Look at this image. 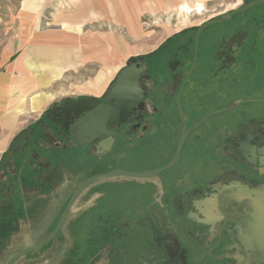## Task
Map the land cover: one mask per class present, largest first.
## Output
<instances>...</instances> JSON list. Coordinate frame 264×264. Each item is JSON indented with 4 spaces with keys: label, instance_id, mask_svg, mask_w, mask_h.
Wrapping results in <instances>:
<instances>
[{
    "label": "flooded vegetation",
    "instance_id": "flooded-vegetation-1",
    "mask_svg": "<svg viewBox=\"0 0 264 264\" xmlns=\"http://www.w3.org/2000/svg\"><path fill=\"white\" fill-rule=\"evenodd\" d=\"M197 27L193 37L184 39L186 41L176 51L174 61L162 65L163 68L170 67V79L166 74L155 73L153 64L147 60L134 59L126 63L125 66L131 63L146 65V71L139 77L144 90L142 106L124 108L127 112L123 120L127 121L116 128L115 125L108 127L114 131L113 144L108 152H98L94 146L104 138L102 135L94 140H89L88 136L82 138V145L72 138L78 118L71 120L64 111L85 96L63 99L49 106L30 129L17 134L0 156V181L7 183V190L10 191L26 171L39 172L42 168L49 179L54 174L56 162L85 165L90 174H84L86 176L81 179L116 166L122 168L120 164L127 160L134 165L133 171L161 167L176 151L185 124L187 134L174 166L157 176L143 178L147 195L129 194L128 202L116 205L115 211L127 217H139L141 224L147 227L145 234L165 237L162 242L147 247V260L132 257V262L253 264L255 255L260 254L258 241H262L258 238L255 223L261 215L259 209L264 207V193L258 191L264 185V112L256 111L257 105H254L264 104V36H242L235 41L229 38L230 41H225L226 48L219 51L215 50L219 48L216 44H221L219 40L226 36L208 35L210 26L206 27L198 37L195 64L186 79L193 60ZM209 44L212 51L205 50ZM201 70L207 76L205 80L209 78L218 83L223 80L222 83L228 82L229 87L231 82H239L244 92L225 106H213L215 96L223 99L225 91L221 87L214 95L205 89L203 79L198 77ZM193 77L198 80L191 85ZM113 81L115 75L111 83ZM109 85L100 95L90 97L111 109L114 107L112 101L103 100ZM214 87L220 85L215 83ZM177 96L182 117L176 103ZM240 101L244 102L235 108L216 112ZM222 114L226 116H220ZM61 151L66 154H59ZM65 205L48 232L55 228ZM72 206L57 235L78 230L64 228ZM87 212L86 207L84 213ZM41 215L42 212L38 213L36 219ZM122 218L119 217V221ZM119 223L122 228L128 226H124V220ZM87 224L82 231L90 230ZM167 236L175 237L174 241L169 242ZM58 248L54 246L57 252ZM83 254L84 259H98L99 256L98 252L92 256L86 249ZM68 256V262L74 261L71 251Z\"/></svg>",
    "mask_w": 264,
    "mask_h": 264
},
{
    "label": "crops",
    "instance_id": "crops-1",
    "mask_svg": "<svg viewBox=\"0 0 264 264\" xmlns=\"http://www.w3.org/2000/svg\"><path fill=\"white\" fill-rule=\"evenodd\" d=\"M219 1L234 9L250 0H1L3 32L14 29L16 37L0 36V112L7 117L1 113L0 156L17 134L63 100L46 102L60 83L66 91L82 93L72 97L98 96L134 59L166 74L162 65L168 62L157 50L186 37L206 21L200 19L202 10ZM5 92L15 93V99ZM85 260L53 263L108 264Z\"/></svg>",
    "mask_w": 264,
    "mask_h": 264
},
{
    "label": "rangeland",
    "instance_id": "rangeland-1",
    "mask_svg": "<svg viewBox=\"0 0 264 264\" xmlns=\"http://www.w3.org/2000/svg\"><path fill=\"white\" fill-rule=\"evenodd\" d=\"M228 9H230V6L222 3V1L216 2L214 6L207 7L204 10H202L200 5L196 8L197 12L202 10L201 20H209L231 10ZM189 10L186 14L191 13L192 9ZM226 28H229L230 31H225ZM194 30L187 32L186 37H193ZM13 32H15L14 29H9L7 35L6 32H3L0 15V36L6 35L15 38L16 34ZM214 34L220 37L226 36L219 40L221 44H216L219 48L217 47L215 50L219 49V51H223V48H226L225 41L227 39L228 41H235L236 38L242 36H264V3L255 5L245 11L234 14L226 20L210 25L208 35ZM186 37H181L178 41L172 42V44L167 43L162 45L157 50L159 56L162 55L168 64L170 61H174L173 59L177 55L176 51L186 41L184 40ZM205 50L212 51L210 44L206 46ZM168 68V66H164L167 78L170 79L171 71ZM2 73L3 70H1ZM111 77V75H108V77L104 76V79L109 80ZM198 77L203 79L202 82L205 83V89L213 92L214 95L219 93L221 87L224 89L225 96L224 98L222 97L223 99H220L218 95L214 98L215 103L213 106L216 107L225 106L226 103L238 97V94L244 92L240 88L239 82H231V87H229L228 82L222 83L223 80L221 83L213 82L209 78L205 80L207 76L203 75L202 70L199 71ZM197 80V77H193L191 79V85L196 83ZM215 83L219 84L220 87L215 89ZM53 88L47 94V96H52V98L46 101L47 103L82 94L78 91L64 90L66 86L62 85V83ZM0 89H2L1 85ZM100 91L97 90L95 93L98 94ZM4 94L7 95L8 99L14 100L16 97L15 93L5 92ZM254 105H257L255 106V109H258L256 111L262 110L264 112V104L255 103ZM2 115V117H6V113L5 115L2 113ZM220 116L226 115L222 114ZM233 129L234 127H232ZM64 153L66 154V152L61 151L59 154ZM120 165L126 170H133L132 168H134V165H131L128 160L125 164L123 161V164ZM54 167V174L49 179H46V170H42V168L39 172H23V175L20 176L21 179L14 182L10 191L6 188L7 183L5 181L3 182V180L0 181V264H4L17 251L33 245L41 235L44 224L48 222L49 216L69 189L78 180L85 177L86 175L84 176V174H90L88 168L83 164L80 167L78 164L69 165L67 162H56ZM144 182L145 180L143 178L119 176L93 184V186L85 190L81 197L75 201L71 214L64 224V228L66 229L77 228L78 230L64 231L62 234L57 235L53 241L45 245L42 250L19 258L15 264H23L32 259L43 257L53 250L54 246H59V252L45 261L33 262L31 264H54L53 261H59L60 263L66 261L69 263L68 253L70 251L71 258L75 260L71 263H75L79 259L84 260L85 255L83 251L85 249L89 253H92V256L97 255V252L99 255L98 259L96 257H87L85 261H88V263L95 258L97 260L104 259V263L108 264H110L109 262L112 264H133L132 257H137L139 260H147L148 258L145 256L149 253L147 247L158 244L160 241L162 242L165 237L145 234L147 227L141 224L138 220L140 219L139 217H127V215L125 216V214L119 213L117 210L115 211L117 209L116 205H122L128 202L132 194L142 197L143 194L147 195V191L143 186ZM119 185L121 189L118 188ZM138 185H141V187L138 188ZM86 207L88 208L87 214L84 213ZM41 212V218L38 217L37 220V214H41ZM108 213L111 214L109 215ZM121 216H123L121 221L124 220L126 222L124 226L128 225L125 228H122L123 225L120 227L119 222L121 221H119V217ZM86 223H88L87 225L90 230L84 232L82 228H85ZM64 248L66 251L63 252ZM134 248L136 249L135 253ZM46 261L48 262L46 263Z\"/></svg>",
    "mask_w": 264,
    "mask_h": 264
},
{
    "label": "water",
    "instance_id": "water-1",
    "mask_svg": "<svg viewBox=\"0 0 264 264\" xmlns=\"http://www.w3.org/2000/svg\"><path fill=\"white\" fill-rule=\"evenodd\" d=\"M262 3H264V0H250L234 9H231L230 11L222 13L198 25L195 33V48H194L193 60L190 69L188 71V74L186 76V79L190 75L195 64L197 41L201 32L206 27L212 24L226 20L231 16H233L234 14L245 11L255 5ZM145 71H146L145 63H140V66H136L135 63H131L123 67L117 73V75L115 76V81H113L109 85L106 95L103 97L104 101H112L114 107L111 109L108 108V106L104 107L103 105L98 104V101L94 97H90V96L83 97L78 102L71 104L64 111V114L67 118H70L71 120H76L78 118L74 125V129H73L74 132L72 133V138H74L78 144L82 145L83 144V142L81 141L82 138L85 139L88 136L89 140H94L99 135H102L104 138L100 140L98 143H96L94 146L98 152L101 153L108 152L112 147L113 134H114V131L109 130L108 127H113L115 125L116 128L119 127L122 123L127 121V120H123L124 113L127 112L124 108L131 109L133 107L140 108L142 106L141 100L143 98L144 90L140 85L139 77L141 72H145ZM243 102L244 101H240L230 107H226L216 112L230 110L232 108H235L239 103H243ZM176 103L178 106L179 115L182 117V111L178 102V96L176 98ZM86 118H88L87 119L88 123L85 122ZM54 122L56 123L57 126L60 125L58 121H54ZM115 134H116V130H115ZM186 134H187V129L185 124H183V130L180 139L178 141L176 151L174 152L169 162L161 167L150 170L133 171V170L122 169L119 166H116L111 170L88 176L75 183L69 189L66 196L61 201L58 208L56 209V212L53 218L51 219L50 223L47 225L43 233H41V235L37 238L35 243L32 246H29L25 249H22L12 254L4 264H15V262L19 258L31 253L39 252L40 250H42V248L45 245L53 241L56 238L58 232L60 231L63 222L70 211L71 206L75 203V201L79 198V196L83 193V191L88 187H90L91 185L100 181H104L119 176L131 177V178L154 177L159 175L162 171H166L169 168L173 167L179 158L180 150L184 143ZM56 135L58 136L59 139L61 138L60 140H62V137L60 135H58L57 133ZM258 191L264 193V185L260 186L258 188ZM64 205L65 208L59 215L55 228L51 232H48V228L53 223L59 211H61ZM258 212H261V215L259 216V218H256L257 220L255 226L259 231L258 238L262 239V241L260 242L257 240L259 244L258 249L260 250V254L257 253L255 255V257L253 258V264H264V207L260 208ZM193 215L196 216L195 213H193ZM56 252L57 250L53 249L43 257L32 259L23 264H31L33 262L45 261L48 258H50L52 255H54Z\"/></svg>",
    "mask_w": 264,
    "mask_h": 264
},
{
    "label": "bare ground",
    "instance_id": "bare-ground-1",
    "mask_svg": "<svg viewBox=\"0 0 264 264\" xmlns=\"http://www.w3.org/2000/svg\"><path fill=\"white\" fill-rule=\"evenodd\" d=\"M200 11H201V10H200ZM184 12L187 13L186 8H185Z\"/></svg>",
    "mask_w": 264,
    "mask_h": 264
}]
</instances>
